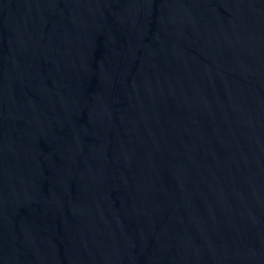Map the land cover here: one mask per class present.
<instances>
[{
	"label": "water",
	"instance_id": "water-1",
	"mask_svg": "<svg viewBox=\"0 0 264 264\" xmlns=\"http://www.w3.org/2000/svg\"><path fill=\"white\" fill-rule=\"evenodd\" d=\"M0 264H264V0H0Z\"/></svg>",
	"mask_w": 264,
	"mask_h": 264
}]
</instances>
